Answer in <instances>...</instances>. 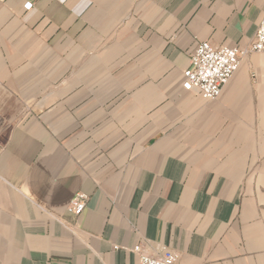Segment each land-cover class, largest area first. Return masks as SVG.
Returning a JSON list of instances; mask_svg holds the SVG:
<instances>
[{"label": "crops", "instance_id": "1", "mask_svg": "<svg viewBox=\"0 0 264 264\" xmlns=\"http://www.w3.org/2000/svg\"><path fill=\"white\" fill-rule=\"evenodd\" d=\"M263 23L264 0H0V264H264V53L216 101L183 88L197 44Z\"/></svg>", "mask_w": 264, "mask_h": 264}, {"label": "built area", "instance_id": "2", "mask_svg": "<svg viewBox=\"0 0 264 264\" xmlns=\"http://www.w3.org/2000/svg\"><path fill=\"white\" fill-rule=\"evenodd\" d=\"M32 8V3L25 5L28 11ZM249 52L264 53V23L248 50L225 45L217 46L209 41L197 44L191 55L189 68L184 73V90L193 92L208 102L218 100L238 71L242 58ZM87 201L88 197L85 194H77L68 206L69 213L75 216L82 215ZM134 252L139 256L140 264H179V255L169 250L160 257L149 256L141 247H136Z\"/></svg>", "mask_w": 264, "mask_h": 264}]
</instances>
